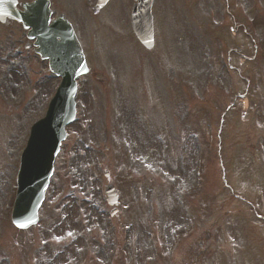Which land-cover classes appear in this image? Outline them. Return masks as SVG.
Listing matches in <instances>:
<instances>
[{
    "label": "rangeland",
    "instance_id": "rangeland-1",
    "mask_svg": "<svg viewBox=\"0 0 264 264\" xmlns=\"http://www.w3.org/2000/svg\"><path fill=\"white\" fill-rule=\"evenodd\" d=\"M58 1L72 13L82 0ZM130 3L111 0L98 28L78 13L95 74L77 79V117L66 128L38 222L28 230L9 219L17 157L52 88L33 53L9 54L18 29L6 33L0 264H105L113 255L115 264H246L248 249L256 250L251 240L263 225L257 216L264 217L255 210L256 189H264L256 178L264 175V0H154L151 52L129 34ZM239 23L229 36L226 29ZM208 76L212 82L199 87ZM201 108L206 116L199 118ZM107 182L119 194L112 219L101 190ZM177 225L183 230L176 238ZM173 241L177 246L166 253Z\"/></svg>",
    "mask_w": 264,
    "mask_h": 264
},
{
    "label": "water",
    "instance_id": "water-1",
    "mask_svg": "<svg viewBox=\"0 0 264 264\" xmlns=\"http://www.w3.org/2000/svg\"><path fill=\"white\" fill-rule=\"evenodd\" d=\"M150 4L151 0H138L135 5V10L132 14V25L137 37L144 43L146 47L151 46V22H150ZM5 11H0V17ZM10 13V12H9ZM11 15V13H10ZM62 98L59 96L57 102L54 103L47 118L44 121L37 123L33 130L32 140H36L38 137L43 136V140L40 146L43 147L42 152L38 153L36 160L27 168L24 164L22 165V175L20 180V191L17 197V205L14 210L13 218L16 220L21 227H28L29 224L33 223L35 219L32 217V208L37 198L38 191L43 184L46 173L48 172V160L51 156V152H55L54 141L50 144L51 138L49 132V126L54 123V119L58 113H62L65 110L62 104ZM47 138V139H46ZM33 141L30 145H33ZM110 192V187L107 189ZM42 194V190H41Z\"/></svg>",
    "mask_w": 264,
    "mask_h": 264
},
{
    "label": "snow or ice",
    "instance_id": "snow-or-ice-1",
    "mask_svg": "<svg viewBox=\"0 0 264 264\" xmlns=\"http://www.w3.org/2000/svg\"><path fill=\"white\" fill-rule=\"evenodd\" d=\"M69 235H71V233H69Z\"/></svg>",
    "mask_w": 264,
    "mask_h": 264
}]
</instances>
